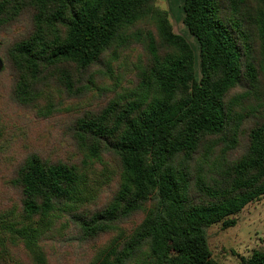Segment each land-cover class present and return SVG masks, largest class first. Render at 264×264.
Segmentation results:
<instances>
[{
  "label": "trees",
  "instance_id": "16d2710c",
  "mask_svg": "<svg viewBox=\"0 0 264 264\" xmlns=\"http://www.w3.org/2000/svg\"><path fill=\"white\" fill-rule=\"evenodd\" d=\"M183 9L199 80L157 0H0V34L25 23L7 53L13 104L52 119L65 101L101 98L63 126L70 158L19 160L0 264L16 242L49 264L41 243L59 222L82 242L118 236L91 264H220L209 229L264 197V0ZM241 264H264V248Z\"/></svg>",
  "mask_w": 264,
  "mask_h": 264
},
{
  "label": "rangeland",
  "instance_id": "374dc122",
  "mask_svg": "<svg viewBox=\"0 0 264 264\" xmlns=\"http://www.w3.org/2000/svg\"><path fill=\"white\" fill-rule=\"evenodd\" d=\"M157 5L169 13L174 32L184 37L195 54V75L201 78L199 68V44L190 35L183 23L184 0H157ZM25 33L21 22L8 32L0 34V218L2 214L16 211L20 207L19 197L11 186V179L19 160L30 152H40L49 157L70 158L73 147L63 134V126L70 123L74 114L92 108L100 103V97L90 96L73 102H66L67 110L52 119H39L30 110L21 108L10 101L12 79L8 66V49L15 38ZM101 170V169H100ZM93 174L98 177L101 171ZM111 190L103 191L104 202ZM237 224L224 230L221 224L209 229V245L213 257L220 264H241L242 257H249L258 248H264V197L249 204L234 217ZM133 223L127 225L130 232ZM52 233L41 243L49 264H91L105 250L117 235L105 236L93 243L82 242L80 231L75 226L59 222ZM8 243L4 249V264H34L20 242Z\"/></svg>",
  "mask_w": 264,
  "mask_h": 264
}]
</instances>
